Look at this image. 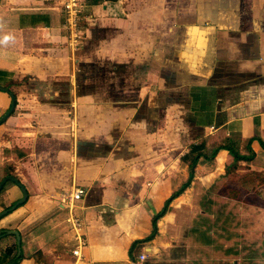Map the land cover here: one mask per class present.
I'll return each mask as SVG.
<instances>
[{
  "label": "crops",
  "instance_id": "obj_1",
  "mask_svg": "<svg viewBox=\"0 0 264 264\" xmlns=\"http://www.w3.org/2000/svg\"><path fill=\"white\" fill-rule=\"evenodd\" d=\"M83 2L75 38L61 0H0V84L15 97L0 125V181L27 192L0 218V264H73L71 215L86 262L130 264L193 154L228 144L247 155L250 138L254 158L236 168L226 150L198 158L133 258L158 263L193 244L187 264H208L210 249L218 264H261L264 0ZM10 105L0 91V118ZM76 188L83 198L62 203ZM22 196L6 182L0 212Z\"/></svg>",
  "mask_w": 264,
  "mask_h": 264
},
{
  "label": "built area",
  "instance_id": "obj_2",
  "mask_svg": "<svg viewBox=\"0 0 264 264\" xmlns=\"http://www.w3.org/2000/svg\"><path fill=\"white\" fill-rule=\"evenodd\" d=\"M84 0H61L63 11L66 15V26L71 35L77 38L79 34V28L81 20H83V2ZM86 190L84 188H76L71 192H62L60 199L62 203L73 204L78 202L85 195ZM66 222L76 231L77 245L71 250L70 254L73 258V264H90L86 262L81 255V247L84 245V241L81 238L80 232L83 229V221L76 216H69ZM147 260V254L142 253L137 258H132L130 264H144Z\"/></svg>",
  "mask_w": 264,
  "mask_h": 264
},
{
  "label": "trees",
  "instance_id": "obj_3",
  "mask_svg": "<svg viewBox=\"0 0 264 264\" xmlns=\"http://www.w3.org/2000/svg\"><path fill=\"white\" fill-rule=\"evenodd\" d=\"M88 3L90 4H97L99 1L101 0H86ZM1 85V84H0ZM3 87H5L7 90L10 91V85L9 84H5L3 85ZM255 141L254 138H250L248 140H246L245 144H244V148L247 151V155H241L239 153V151L237 149H235L234 145H218L217 147H215V149L210 153V154H206V153H201L198 152L196 154H193L192 159L190 160V163L188 165V179L185 183H183L181 185V187L176 190L175 192H173L170 197L165 201L163 208L153 216L152 220H151V226H152V232L149 236H147L146 238L142 239V240H137L134 241L131 245V247L129 248V257L133 258V247L137 244H141V243H146L151 241L156 233H157V221L163 217L165 215V213L167 212L170 203L177 197H179L180 195H182L184 193V191L190 186L191 181L193 180V176H194V166L196 164V161L198 160L199 157H203L206 160H212L218 151L220 150H226L233 158V167L236 168V164L239 161H245V162H249L254 158V153L251 150V143ZM261 145V148L264 150V144L260 141L259 142ZM192 151H195V147L192 148ZM11 208V207H9ZM7 208V209H9ZM1 234H6V230H1L0 231ZM21 258V255H19L16 258V261H18V259Z\"/></svg>",
  "mask_w": 264,
  "mask_h": 264
},
{
  "label": "rangeland",
  "instance_id": "obj_4",
  "mask_svg": "<svg viewBox=\"0 0 264 264\" xmlns=\"http://www.w3.org/2000/svg\"><path fill=\"white\" fill-rule=\"evenodd\" d=\"M251 215V214H250ZM250 215L249 214H245V218L244 220H248L250 219ZM252 220H255V218H252ZM253 224H254V221H253ZM263 228V227H262ZM190 250H192L193 252V244H191L190 246H188ZM182 250H179V247H177L172 253L170 254H167V253H164L161 254V256L156 259L158 263H156V261H152V260H155L153 259L152 257H149L147 255V260L144 264H187V256L190 257L192 255V252H181ZM211 253H206L205 251H202L201 254L204 255V256H207L209 257V260H208V264H218V255L219 254H216L212 249L209 250ZM261 258L257 259V261H260L261 264H264V257L261 255L260 256ZM256 261V263H257ZM243 264H247V262H242Z\"/></svg>",
  "mask_w": 264,
  "mask_h": 264
},
{
  "label": "water",
  "instance_id": "obj_5",
  "mask_svg": "<svg viewBox=\"0 0 264 264\" xmlns=\"http://www.w3.org/2000/svg\"><path fill=\"white\" fill-rule=\"evenodd\" d=\"M0 91L6 92L10 98H11V105L10 108L8 109V111L0 118V125L12 114L14 108H15V97L13 95L12 92H10L9 90H7L5 87H3L2 85H0ZM13 182L14 184H16L21 192H22V198L20 200H18L11 208L6 209L2 212H0V218H2L3 216H5L6 214L9 213V211L14 210L15 208H17L18 206H21L22 204H24L27 200V192L25 190V188L19 183V181L13 177V176H6L5 178H3L0 181V191L2 189V187L4 186V184L6 182ZM9 235H14L17 239V250L18 253H20V238H19V234L16 231H9L8 232ZM2 237V235L0 234V238Z\"/></svg>",
  "mask_w": 264,
  "mask_h": 264
}]
</instances>
